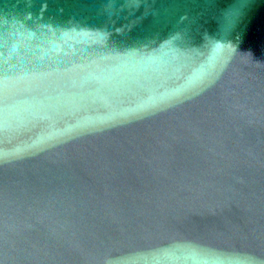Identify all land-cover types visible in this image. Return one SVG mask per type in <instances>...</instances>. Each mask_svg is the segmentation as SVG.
<instances>
[{"label": "water", "instance_id": "water-1", "mask_svg": "<svg viewBox=\"0 0 264 264\" xmlns=\"http://www.w3.org/2000/svg\"><path fill=\"white\" fill-rule=\"evenodd\" d=\"M0 264H264V0H0Z\"/></svg>", "mask_w": 264, "mask_h": 264}, {"label": "clouds", "instance_id": "clouds-1", "mask_svg": "<svg viewBox=\"0 0 264 264\" xmlns=\"http://www.w3.org/2000/svg\"><path fill=\"white\" fill-rule=\"evenodd\" d=\"M240 16V8H230L224 12L222 27L229 32L237 23Z\"/></svg>", "mask_w": 264, "mask_h": 264}]
</instances>
